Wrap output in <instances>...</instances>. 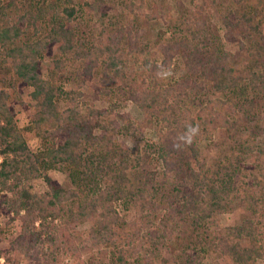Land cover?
I'll return each instance as SVG.
<instances>
[{"label": "trees", "instance_id": "1", "mask_svg": "<svg viewBox=\"0 0 264 264\" xmlns=\"http://www.w3.org/2000/svg\"><path fill=\"white\" fill-rule=\"evenodd\" d=\"M115 1L119 10L110 15ZM114 2L0 0V236L3 221L9 228L20 222L1 255L8 264H63L74 256L89 264L74 233L90 223L87 239L103 247L102 257L113 252V264H221L207 261L209 251L232 264H258L264 0H180L177 15L169 5L161 14L157 0ZM94 4L95 22L87 18ZM224 40L237 42L238 51ZM153 50L161 61L148 57ZM131 61L141 64L136 73ZM95 78L101 84L94 97L109 106L83 113L84 88ZM23 87L33 88V103L22 99ZM127 102L143 112L141 120L121 112ZM17 106L30 112L24 129ZM218 131L228 148L211 159L202 145L214 143ZM27 132L40 139L37 151ZM37 180L46 191H36ZM241 208L251 217L211 230L221 215ZM133 210L132 221L122 215Z\"/></svg>", "mask_w": 264, "mask_h": 264}, {"label": "rangeland", "instance_id": "2", "mask_svg": "<svg viewBox=\"0 0 264 264\" xmlns=\"http://www.w3.org/2000/svg\"><path fill=\"white\" fill-rule=\"evenodd\" d=\"M81 1L82 4H84L86 1L90 0H79ZM93 1V0H91ZM114 0H110V2ZM180 0H168L167 3H165L162 0H157L158 5H159V12L161 14L167 13V7L170 6L172 7V12L177 15L178 13V2ZM186 3L188 6H193L194 3L191 2V0H182ZM198 2H201L202 0H197ZM232 0H217L218 6H229L231 4ZM249 3L251 6L255 5H262L261 0H249ZM111 7L109 14L113 15L117 10H119V4L115 1L114 4L108 3ZM94 11L91 13L89 10H87V18L91 19L93 18L94 22L96 19L99 18V11L97 10V7L94 4ZM150 13V11H149ZM173 14V15H174ZM142 17V16H141ZM143 18V17H142ZM215 19V18H214ZM216 23L217 21L214 20ZM152 28L156 29L157 27L159 28L158 24L155 22H151ZM151 28V30H152ZM222 35H224L225 31L224 29H221ZM225 46L229 51L232 52H237L238 51V43L237 42H230L228 40H224ZM56 51V48H55ZM154 51V52H153ZM148 54V57H153L155 59H158L159 61L162 60L161 54H159L156 50H153ZM51 59L47 58L44 60L42 63V74L43 77L48 79L49 77V69L51 65ZM140 62L136 61H131L130 63V71L131 73H136L140 69ZM181 68L179 72L176 73V77H178L183 71ZM178 71V70H177ZM4 76H2L1 71H0V79H2ZM100 80L95 78L93 80H89L86 83V86L84 88V96L80 100L81 106H80V111L85 112L86 108L89 106H95L98 109H104L109 106L108 102L105 100H97L94 97V90L95 87L100 85ZM75 86L72 83L67 84L68 89H73ZM9 92L13 94V91L9 89ZM32 92L33 88L32 87H23L22 88V94L21 97L26 103H33L32 101ZM17 115H16V121L17 125L24 129L27 127L30 123V112L26 111L22 106H17L16 108ZM122 113H128L131 115L133 118L141 120L143 118V112L132 102H127V104L124 106V108L121 110ZM155 135V132L148 133V135L151 136ZM26 138L28 140L29 146L33 151H37L40 148V139L36 136L34 132H27L26 133ZM130 145H133L132 142H129ZM228 143L226 142L225 134L218 131L215 135V142L212 144H203L202 149L208 155L211 159L217 158L221 155H223L227 148H228ZM49 175L51 176L52 179L58 181L61 184H68L67 183V178L65 175H63L60 172L56 171H51L49 172ZM35 186V189L37 192H44L47 190V185L43 180H37L33 183ZM122 215L126 216L127 220L132 221L136 218V212L130 211V212H124L122 211ZM251 215L246 211V209L241 208L236 210L233 213H227L221 215L218 220L217 224L213 227H211V230H218L226 227H232V226H237L241 224L244 220L250 218ZM258 223H264V216H260ZM3 226L6 229V233L4 235L0 236V264H8L5 260V258L1 255L2 251H6L10 248L11 241L19 234L20 232V222L14 223L11 228L5 226V221H3ZM91 224L87 223L82 226H80L76 231H75V238H76V244L79 253L81 254V257L87 262V263H104V264H113V256H112V251L110 250L108 252L107 258L101 256V249L103 247L101 246H95L90 240L87 239L86 233L90 230ZM169 252H167L168 254ZM207 261H219L221 264H232V261L230 258L218 254L215 251H209L207 254ZM79 258L78 257H69L66 258L63 264H79ZM21 264H29V261L27 259L22 260ZM258 264H264V259H259Z\"/></svg>", "mask_w": 264, "mask_h": 264}]
</instances>
